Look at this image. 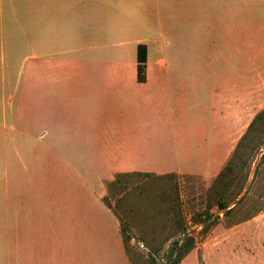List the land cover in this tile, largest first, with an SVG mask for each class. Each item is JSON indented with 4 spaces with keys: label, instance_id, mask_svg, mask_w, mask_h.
Listing matches in <instances>:
<instances>
[{
    "label": "crops",
    "instance_id": "crops-1",
    "mask_svg": "<svg viewBox=\"0 0 264 264\" xmlns=\"http://www.w3.org/2000/svg\"><path fill=\"white\" fill-rule=\"evenodd\" d=\"M263 9L264 0H0V264H55V157L103 167L104 192L118 173L216 179L264 111ZM25 87L28 109L15 103ZM81 245L86 262L126 255ZM57 246L67 263L68 242Z\"/></svg>",
    "mask_w": 264,
    "mask_h": 264
},
{
    "label": "rangeland",
    "instance_id": "rangeland-1",
    "mask_svg": "<svg viewBox=\"0 0 264 264\" xmlns=\"http://www.w3.org/2000/svg\"><path fill=\"white\" fill-rule=\"evenodd\" d=\"M261 63L264 72V55ZM19 97L21 102H18ZM15 103L28 109V88L18 90ZM52 161L48 163L47 175L53 191L55 247L51 254L55 257V264H130L128 257L121 253L101 255L95 258V262H86L85 254L80 253L84 241L95 242L97 248L103 241L111 251L118 244L124 250L120 227L116 223L118 219L112 212L107 214L108 208L102 200L105 194L101 177L104 168L79 167L73 157L69 161L71 165L62 166L56 157ZM255 172L256 164L250 182ZM214 181L197 176L179 177V190L189 232L197 239L195 250L182 264H264V174L259 175L250 188L247 186V199L230 215L225 216L213 209L205 219L206 230L202 231L201 226L193 224L192 218L206 212L207 196ZM113 205H116L115 201ZM251 215L255 217L251 218ZM59 242L64 247L68 242L67 263L60 262L58 258L56 260L65 250L57 246ZM57 247L61 249L59 253ZM139 250L145 252V247L139 245Z\"/></svg>",
    "mask_w": 264,
    "mask_h": 264
},
{
    "label": "trees",
    "instance_id": "trees-1",
    "mask_svg": "<svg viewBox=\"0 0 264 264\" xmlns=\"http://www.w3.org/2000/svg\"><path fill=\"white\" fill-rule=\"evenodd\" d=\"M147 55V47L139 46L138 79L141 82L146 80ZM255 164L256 172L250 182ZM261 174H264V111L255 117L240 138L209 190L206 212L194 215L193 224L205 231V219L213 209L230 215L247 199V186L250 188ZM179 177L177 174L118 173L105 182L102 200L120 222L125 252L131 264H182L195 250L197 239L189 232ZM140 243L145 252L139 250Z\"/></svg>",
    "mask_w": 264,
    "mask_h": 264
},
{
    "label": "built area",
    "instance_id": "built-area-1",
    "mask_svg": "<svg viewBox=\"0 0 264 264\" xmlns=\"http://www.w3.org/2000/svg\"><path fill=\"white\" fill-rule=\"evenodd\" d=\"M140 247H141V248H144V245H143V244H140Z\"/></svg>",
    "mask_w": 264,
    "mask_h": 264
}]
</instances>
